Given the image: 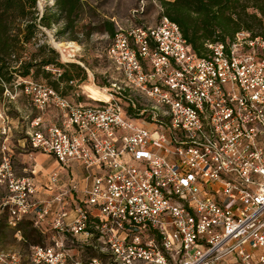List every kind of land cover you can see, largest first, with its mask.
<instances>
[{
    "label": "built area",
    "instance_id": "obj_1",
    "mask_svg": "<svg viewBox=\"0 0 264 264\" xmlns=\"http://www.w3.org/2000/svg\"><path fill=\"white\" fill-rule=\"evenodd\" d=\"M206 48L198 57L163 17L114 34L106 101L82 85L67 98L24 83L37 109L60 112L31 120L30 147L91 171L73 204L71 186L11 208L19 218L36 208V227L50 217L30 264H264V40L240 31ZM16 188L36 194L28 178Z\"/></svg>",
    "mask_w": 264,
    "mask_h": 264
},
{
    "label": "rangeland",
    "instance_id": "obj_2",
    "mask_svg": "<svg viewBox=\"0 0 264 264\" xmlns=\"http://www.w3.org/2000/svg\"><path fill=\"white\" fill-rule=\"evenodd\" d=\"M53 1L36 0L39 16L46 8L52 7ZM85 3L80 21L71 32L62 31V21L51 23L48 27L38 26L34 38L20 52L21 59H28L31 54L38 55L37 59L50 58L47 50L52 49L56 54L57 63H73L87 70H84L86 80L82 86L93 84L99 89H112L111 84H114L118 74L107 57V49L114 36L109 37L105 32L106 23L112 24L114 33L120 30L128 32L140 27H154L163 18L162 9L157 0H85ZM261 32L264 33V29ZM72 44V48H67ZM40 46H44V49L39 52ZM74 46L77 47L76 50ZM62 71L53 65L42 67L36 77L31 71L25 78L14 74L8 84L0 81V87H3L0 93V257H18L19 264H30L32 247L36 246L39 240V245L45 244V239L42 241L38 237L39 234L45 237L49 230L46 225H34L36 215L31 206L20 218L11 213V208H15L16 203L30 205L36 200L49 201L45 186L52 172L49 169L50 161H43L41 153L30 147V123L38 115L45 123H50L54 117L60 116V112L55 109H37L31 100L33 97L26 93L22 86L30 82L38 85L40 90L48 89L45 86L47 80L44 79V73H49V80L53 81ZM133 123L150 128V124H144L140 119ZM23 178H28L35 188L34 197H26L16 188ZM35 229L38 231L33 232ZM261 253L262 250L255 251L252 261ZM222 261H231V256L223 258Z\"/></svg>",
    "mask_w": 264,
    "mask_h": 264
},
{
    "label": "trees",
    "instance_id": "obj_3",
    "mask_svg": "<svg viewBox=\"0 0 264 264\" xmlns=\"http://www.w3.org/2000/svg\"><path fill=\"white\" fill-rule=\"evenodd\" d=\"M157 1L162 9L161 15L177 25L183 39L198 57L206 55L207 43L231 40L240 31H247L253 37L264 40V33L261 32L264 29V0ZM85 6V0H54L52 7L46 8L39 16L36 0H0V81L8 84L14 74L25 78L31 71L36 77L42 67L55 65L63 71L53 81L49 80V73H44L47 80L45 86L67 98L78 90V86L86 80L82 67L73 63H57L52 49L47 50L50 58L41 59L34 54L28 59H21L20 52L34 38L38 26L48 27L51 23L62 21V31L74 30ZM106 24L105 32L113 37L112 24ZM43 49L44 46H40L38 51ZM70 81L75 85H69ZM38 237L42 241L45 239L40 234ZM39 243L40 240L36 245Z\"/></svg>",
    "mask_w": 264,
    "mask_h": 264
},
{
    "label": "crops",
    "instance_id": "obj_4",
    "mask_svg": "<svg viewBox=\"0 0 264 264\" xmlns=\"http://www.w3.org/2000/svg\"><path fill=\"white\" fill-rule=\"evenodd\" d=\"M56 119H52V123H55ZM51 123V122H50ZM41 159L43 161H50L49 169L52 172L49 174L47 185L45 186L46 192L49 194V200L56 197L60 192L69 189L71 186H74L76 191L71 192L68 195L69 203L73 204L74 200L82 199L84 197V191L90 187L91 179L88 178L91 174V171L85 170L80 164L72 163L68 167L60 166L51 156L41 154ZM56 173L58 176L57 182L53 185H50V176L52 173ZM70 204V206H71ZM72 207V206H71ZM35 215L37 214V209L34 208ZM73 218V214H69V219ZM50 217L47 216L41 223V226H48ZM42 232V231H41ZM46 237V236H45Z\"/></svg>",
    "mask_w": 264,
    "mask_h": 264
},
{
    "label": "bare ground",
    "instance_id": "obj_5",
    "mask_svg": "<svg viewBox=\"0 0 264 264\" xmlns=\"http://www.w3.org/2000/svg\"><path fill=\"white\" fill-rule=\"evenodd\" d=\"M58 46L61 47L62 45H58ZM72 47H73V44L67 46V48H72ZM76 48L77 47H75V50ZM84 90L91 97V99H94V100L99 99V100H105V101L109 99L108 95L106 94L104 90H100L93 84L84 85Z\"/></svg>",
    "mask_w": 264,
    "mask_h": 264
}]
</instances>
